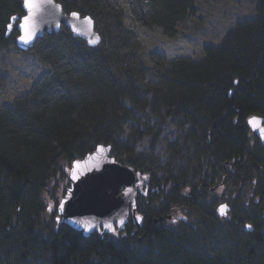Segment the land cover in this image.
<instances>
[{"label": "trees", "instance_id": "trees-1", "mask_svg": "<svg viewBox=\"0 0 264 264\" xmlns=\"http://www.w3.org/2000/svg\"><path fill=\"white\" fill-rule=\"evenodd\" d=\"M127 1L123 14L168 36L198 13L195 0ZM259 1L257 18L238 22L219 46L204 49L203 60L153 54V67L146 71L128 52L131 36L123 21H116L118 35L107 27L109 0H56L67 14L91 16L102 42L89 47L66 27L46 34L34 52L50 67L49 74L13 107L0 109V180L9 183L0 181V257L11 259L10 245L19 244L46 252L49 264H264L260 213L251 217L254 230L249 232L242 220L247 215L236 213L228 221L205 204L214 186L187 189L173 177L151 176L147 192L139 196L149 201L138 206L141 227L131 220L126 239L98 232L84 237L64 223L55 230L54 216L42 235L40 221V195L56 189L58 174L62 183L68 179L62 161L82 158L101 144L133 156L120 140L126 120L136 117L126 100L136 111L158 108L164 121L181 116L200 129L205 152L222 162L224 176L260 186L264 204V147L248 125L250 117H264V0ZM24 14L22 0H0L1 49L15 42L19 32L15 28L7 38L8 25ZM146 74L158 84L143 89L139 81ZM140 158L132 159L136 171L148 162ZM160 199L167 204L153 207ZM195 210L208 227L168 226L179 211L190 216ZM13 216L16 228L8 231Z\"/></svg>", "mask_w": 264, "mask_h": 264}, {"label": "rangeland", "instance_id": "rangeland-1", "mask_svg": "<svg viewBox=\"0 0 264 264\" xmlns=\"http://www.w3.org/2000/svg\"><path fill=\"white\" fill-rule=\"evenodd\" d=\"M109 2L111 16L107 27L112 34L118 35L122 32L120 29L118 30L116 21L117 19L123 21V25L129 30L128 34L131 36L127 46L128 52L148 71L153 67L151 58L153 54L163 55L167 59L183 57L194 61L203 60L204 49L209 46H219L238 22L257 18V6L260 1L195 0L198 9L197 15L185 24L179 25L174 36H168L160 27L147 28L133 22L127 14H123V8L127 7V0H109ZM23 16L18 17L15 28ZM97 31L99 32L98 27ZM16 39L8 47L0 48V109L13 107L50 72V67L40 61L34 48L23 52L17 48ZM142 79L139 81V85L143 89L146 86L158 84L151 74H146ZM147 98L151 99V96ZM125 106L135 112L136 117L126 120L120 140L123 144L129 145L133 156L118 155L112 149L110 156L115 158L118 163L135 168L136 165L132 163V159L136 157L137 162H142L140 158L142 157L148 162L139 168L140 172L149 176L157 175L163 179L173 177L184 184L187 189L195 188L201 183L203 186H214L211 195L205 200V204L214 207L217 211L221 204H228L230 209L225 217L228 221H231L236 213L247 215L242 219L244 224H252L250 219L254 214L260 213L264 219V209H261V206L264 208V204L262 205L260 186L252 182L242 185L224 176L221 169L222 162L205 152L204 140L200 138L201 133L198 131L200 129L186 123V119L181 116H172L164 121V113L158 108H148L145 112L136 111L130 100L125 101ZM137 132H141L142 135L137 136ZM84 158L85 156L77 157L75 160ZM73 161L70 163L67 160L61 162V166L68 176L65 183L61 182L62 175L58 174L56 177L60 181H58L56 189L50 190L49 193L48 191L43 192L40 195L42 204L40 221L44 226L42 235L48 234L47 229L50 228L48 224L51 223L53 216L56 223L55 230L63 225L58 209L71 189L69 172ZM0 181L2 184L9 185L6 178H2ZM142 203L144 205L149 203L146 196L142 200L138 198V206H142ZM165 204H167L166 200L160 199L153 207L159 208ZM4 205L5 203L2 204V206ZM170 206L179 207L178 204ZM139 212L138 215H141ZM188 213L179 211L178 218L171 219L169 217L168 226L173 228L190 227L194 231L208 227L201 212L195 210L190 216ZM12 221H8L9 225L6 227L8 231H15L16 218L14 216ZM10 235L12 233L8 234V236ZM111 235L118 239H126L129 236V231L127 228L117 229ZM10 248H12V258L7 260L0 257V264H49V255L46 252L37 249H21L19 244L10 245Z\"/></svg>", "mask_w": 264, "mask_h": 264}, {"label": "water", "instance_id": "water-1", "mask_svg": "<svg viewBox=\"0 0 264 264\" xmlns=\"http://www.w3.org/2000/svg\"><path fill=\"white\" fill-rule=\"evenodd\" d=\"M23 1L25 15L17 23L19 36L16 46L27 52L46 34L58 33L66 27L73 34L95 48L102 42L101 34L91 16L82 17L78 12L67 14L56 0H30L32 8ZM18 17L8 25L6 37H9ZM238 84V81H236ZM256 118L255 123H249ZM251 131L264 146V117L252 116L248 119ZM111 145H99L93 153L84 159L73 162L69 173L70 190L59 206L58 213L63 223L84 237L101 232L111 234L116 229H124L131 215L141 227V217L137 216V198L147 184L148 177L136 172L133 167L124 166L110 156ZM224 211L221 212V208ZM220 206L225 216L229 207ZM247 229L252 231V227Z\"/></svg>", "mask_w": 264, "mask_h": 264}, {"label": "snow or ice", "instance_id": "snow-or-ice-1", "mask_svg": "<svg viewBox=\"0 0 264 264\" xmlns=\"http://www.w3.org/2000/svg\"><path fill=\"white\" fill-rule=\"evenodd\" d=\"M26 6L29 7V8H32L33 5L30 3V0H26ZM256 122V118H253L252 120L249 121V123H255ZM224 211V208L222 206L221 208V212ZM248 227H251V225H248Z\"/></svg>", "mask_w": 264, "mask_h": 264}, {"label": "bare ground", "instance_id": "bare-ground-1", "mask_svg": "<svg viewBox=\"0 0 264 264\" xmlns=\"http://www.w3.org/2000/svg\"><path fill=\"white\" fill-rule=\"evenodd\" d=\"M147 177H148V182H149V181L151 180V176L148 175ZM248 225H250V224H248ZM248 225H247V226H248ZM251 227H252V225H251ZM252 229H253V227H252ZM253 230H254V229H253ZM253 230H252V231H253ZM248 231H249V232H252V231H250V230H248Z\"/></svg>", "mask_w": 264, "mask_h": 264}]
</instances>
